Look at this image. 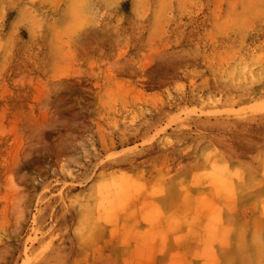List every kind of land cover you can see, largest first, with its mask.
<instances>
[{
  "label": "rangeland",
  "instance_id": "374dc122",
  "mask_svg": "<svg viewBox=\"0 0 264 264\" xmlns=\"http://www.w3.org/2000/svg\"><path fill=\"white\" fill-rule=\"evenodd\" d=\"M263 110L264 0H0V264H264Z\"/></svg>",
  "mask_w": 264,
  "mask_h": 264
},
{
  "label": "bare ground",
  "instance_id": "6f19581e",
  "mask_svg": "<svg viewBox=\"0 0 264 264\" xmlns=\"http://www.w3.org/2000/svg\"><path fill=\"white\" fill-rule=\"evenodd\" d=\"M249 100H250V99H249ZM258 107H260V106H258ZM263 111H264V110H263ZM238 118H239V117H238ZM242 147H243V146H242ZM241 152H242V151H241ZM241 158H242V156H241ZM237 164H238V163H237ZM206 171H207V170H206ZM249 179H250V178H249ZM207 180H208V179H207ZM113 181H114V180H113ZM224 181L226 182V180H224ZM227 182H228V181H227ZM223 184H224V183H223ZM110 186H111V185H110ZM118 186H120V185H118ZM121 187H122V186H121ZM116 188H117V187H116ZM168 188H170V187H168ZM110 189H111V188H110ZM236 190H237V189H236ZM236 190H235V191H236ZM103 192H104V190H103ZM169 193H170V192H169ZM178 193H179V192H178ZM239 193H240V192H239ZM206 194H207V193H206ZM237 195H238V194H237ZM240 195H241V194H240ZM212 196H213V195H212ZM254 196H255V195H254ZM100 200H101V199H100ZM200 203H201V202H200ZM98 207H100V206H98ZM111 208H114V207H111ZM108 209H109V208H108ZM109 210H110V209H109ZM192 214H193V213H192ZM230 214H231V213H230ZM214 217L217 218L216 216H214ZM225 217H226V215H225ZM156 222H158V221H156ZM189 222H190V221H189ZM189 222H188V223H189ZM216 222H217V220H216ZM96 224H97V223H96ZM169 225H170V223H169ZM176 225H177V224H176ZM98 226H99V225H98ZM213 226H214V227H213V230H212V231H215V230H216V232L218 233L217 236L215 235L216 238H218V236H219L221 233H222L221 235H223V233L226 234L227 232H224V230H225V231H226V230H227V231L229 230V228H228V229L225 228V229L223 230L222 228L218 227V226L215 225V224H214ZM216 226H217L218 228H217ZM230 226H231V225H230ZM240 226H241V224H240ZM225 227H226V226H225ZM241 227H242V226H241ZM171 228H172V227H171ZM173 228H174V227H173ZM183 228H184V227H183ZM200 228H201V227H200ZM156 230H157V229H156ZM166 230H167V229H166ZM222 230H223V232H222ZM230 230H231V229H230ZM229 233H230V232H229ZM214 234H215V232H214ZM210 235H211V233H210ZM221 235H220V236H221ZM212 236H214V235H212ZM223 237H224V236H223ZM211 238H212V237H211ZM214 239H215V238H214ZM227 239H228V238H227ZM126 242H127V240H126ZM231 249H232V248H231ZM124 250H125V249H124ZM230 251H231V250H230ZM248 252H249V251H248ZM127 258H128V257H127ZM218 261H219V260H218ZM225 264H226V263H225ZM234 264H236V263H234Z\"/></svg>",
  "mask_w": 264,
  "mask_h": 264
}]
</instances>
